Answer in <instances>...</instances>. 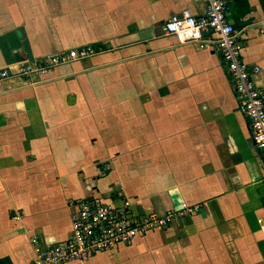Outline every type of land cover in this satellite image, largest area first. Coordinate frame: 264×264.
I'll list each match as a JSON object with an SVG mask.
<instances>
[{
  "label": "crops",
  "instance_id": "crops-1",
  "mask_svg": "<svg viewBox=\"0 0 264 264\" xmlns=\"http://www.w3.org/2000/svg\"><path fill=\"white\" fill-rule=\"evenodd\" d=\"M202 0H0V264L70 233L67 201L134 214L197 206L128 245L61 264H264V155L213 45L163 32ZM264 87V0H226ZM95 51L28 78L26 62Z\"/></svg>",
  "mask_w": 264,
  "mask_h": 264
},
{
  "label": "built area",
  "instance_id": "built-area-1",
  "mask_svg": "<svg viewBox=\"0 0 264 264\" xmlns=\"http://www.w3.org/2000/svg\"><path fill=\"white\" fill-rule=\"evenodd\" d=\"M204 10L198 17L188 10L172 15L163 23V32L173 35L180 43H195L198 47L213 45L220 55L230 86L237 99V110L247 119L256 148L264 155V87L256 85L253 75L258 67L247 66L240 57V34L226 20V0H202ZM92 47L69 49L64 54H50L39 60L26 61L14 75L28 78L46 73L57 64L92 54ZM10 73L0 68V82ZM70 233L45 250L31 238L35 256L29 264H61L83 262L96 252H107L155 229L165 228L180 216L190 214L197 206L183 205L179 209L162 212L150 210L134 214L127 206L114 205L99 199H71L67 201Z\"/></svg>",
  "mask_w": 264,
  "mask_h": 264
},
{
  "label": "water",
  "instance_id": "water-1",
  "mask_svg": "<svg viewBox=\"0 0 264 264\" xmlns=\"http://www.w3.org/2000/svg\"><path fill=\"white\" fill-rule=\"evenodd\" d=\"M22 45H23V48L25 51V56H26L27 61H29V62L33 61V58L30 54V51H29V48H28L26 41L22 42Z\"/></svg>",
  "mask_w": 264,
  "mask_h": 264
}]
</instances>
